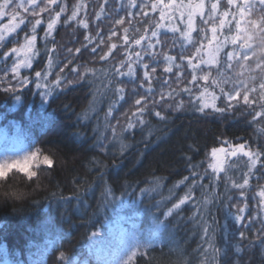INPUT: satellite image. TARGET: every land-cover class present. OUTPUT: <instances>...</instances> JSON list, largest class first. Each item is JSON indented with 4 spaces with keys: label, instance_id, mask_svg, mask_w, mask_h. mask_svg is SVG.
<instances>
[{
    "label": "trees",
    "instance_id": "1",
    "mask_svg": "<svg viewBox=\"0 0 264 264\" xmlns=\"http://www.w3.org/2000/svg\"><path fill=\"white\" fill-rule=\"evenodd\" d=\"M64 2L69 10L56 26L55 41H50V46H55L59 53L57 66L48 76L53 85L60 67L66 63L68 48L81 47V52L74 53L72 64L59 73L66 78L72 77L70 69L74 65L101 69L106 68L109 61L123 58L118 55L119 47L109 61L100 60L96 53L82 47L86 35L96 38L97 24L102 37H106L110 27H120L112 25L111 19L95 20L94 13L98 11L95 6L102 0H86L87 30L75 22L64 24L71 6L78 0ZM110 5L118 7V2L114 4L110 0ZM19 11L26 17V23L9 37L5 50L17 46L12 43L13 37H19L22 43L25 30L30 31L27 21L34 18L22 9ZM119 14L122 15L123 10ZM48 15L42 14L44 23L37 28L40 55L33 61L31 69L20 70L21 78H29L31 82L21 86L11 74L0 72L5 75L4 83L0 84V164L22 160L37 150L41 161L39 167L33 164L30 168L37 172L32 180L16 169L7 173V179L0 180V264H127L133 252L136 255L130 264H177V247L183 250L187 264H201L205 258L201 249L211 252L209 243L222 253L228 251L229 264L234 259L240 264H261L264 253L259 241L248 248V240H242L240 236L243 231L245 237L253 239L261 227L260 218L256 216L255 179L251 181L253 188L247 192L248 208L243 224L235 216L237 205L242 207L245 198L239 195V190L230 189L229 198L224 199L223 179L219 186L209 185L203 193L199 186L193 188V199L186 201L173 215L165 216L167 209L178 202L195 179L186 156L192 157V163L203 174L211 159V149L220 147L221 141L264 148V135L251 123L248 112L233 109L224 115L211 110H207L208 114L201 113L195 110V101L181 94L176 99H183V110L168 108L166 121L147 114L153 131L147 142L143 139L147 133L137 128L124 134L125 144L129 146L122 155L120 143H113L110 134L105 142L107 150L101 151L93 147L96 143L93 129L99 121L103 131L106 99L96 113L92 111V88L87 83L62 84L54 90H49L51 85L35 86V71H43L48 66L42 39ZM83 15L81 13V17ZM117 15L113 12L111 18ZM9 19L8 16L0 19V27L9 23ZM142 19L133 20L132 28L139 27ZM168 36L171 38L172 34L168 33ZM118 41L119 37L113 40ZM108 43L106 40L101 48H106ZM169 45L173 52L179 51V43L173 46L169 40ZM250 63L254 66V61ZM190 71L185 69V75ZM157 75L164 74L158 69ZM248 75L259 79L261 73L257 70ZM140 78L141 72L137 69L136 79ZM5 87L9 91H5ZM125 87V101H121L113 113V123L119 119L121 125L125 123L123 113L134 110L135 94L143 95V89L134 82L125 79ZM153 87L157 92L160 90L157 81H153ZM156 100V110L161 111L165 101L175 102L167 97L161 101L158 95ZM221 103L222 98L217 101L218 105ZM149 105L152 106L150 101ZM85 113L93 117L87 123L77 118ZM44 155L53 160L51 167L43 164ZM246 159L232 157L225 167L234 178H240L247 170ZM208 173L211 174V169ZM185 176L188 180L179 183ZM220 176L223 178L224 173ZM201 179L204 184L209 183L208 176L202 175ZM213 193L221 198H216ZM205 199L210 201L206 205L207 211L196 212L197 202ZM251 217L256 219L249 224L247 221ZM160 221L164 224L158 230L156 224ZM202 222L210 228L207 237L203 235ZM93 233L99 235L93 236ZM61 254L64 261L60 260ZM219 260L220 264H225L223 255ZM209 261L211 264V257Z\"/></svg>",
    "mask_w": 264,
    "mask_h": 264
},
{
    "label": "snow or ice",
    "instance_id": "2",
    "mask_svg": "<svg viewBox=\"0 0 264 264\" xmlns=\"http://www.w3.org/2000/svg\"><path fill=\"white\" fill-rule=\"evenodd\" d=\"M118 2V7L110 5V0H102L96 5L98 11L94 13L96 21L111 19L112 25L119 28L110 27L106 37L100 36V25H96V38L91 34L84 37L83 48L90 53H96L102 61H109L113 51L118 47V55L122 59L109 61L106 68L96 69L87 65H74L70 72L71 78L62 77L59 73L64 72V68L72 64L75 54L81 52V47L74 50L67 49L65 56L66 63L60 67L56 75L55 84L48 80L52 75V69L56 67V60L59 57L57 48L50 46V41H55L56 26L60 23L61 16L68 12L69 7L64 0H0V19L8 16L9 23L0 27V72L11 74L18 83L23 86L31 82L29 78H21V68L31 69L33 61L40 55L41 48L37 47V28L44 23L42 14L48 13L46 29L43 31V51L47 59V68L43 71H35L37 78L35 86L37 88L51 85V89L60 87L62 84L71 85L73 83L84 82L92 88V111L98 113L99 107L107 100L106 111L103 114V131L97 121V127L93 129L96 143L93 147H98L101 151H106V141L108 135L112 137V142H119L121 145L120 154L129 145L125 144V133H131L139 128L147 142L153 135L151 121L147 114L154 115L160 121L168 119L167 109L176 111L183 110V99H176L181 94L187 95L190 100L195 101V110L208 114L207 110L224 115L233 109L246 110L251 116V123L257 125V131L264 135V0H113ZM60 5L59 7H55ZM105 6H108L107 8ZM23 10L27 16L34 19L28 20L27 29L22 38L13 37V46L7 49L9 37L16 34L22 25L26 23V17L20 14ZM123 10V14L119 13ZM117 13L116 18H111V13ZM81 13L84 15L81 17ZM143 18L139 22V27L132 28V21ZM127 20V23H126ZM75 24L83 29H89L86 0H78L71 6L70 15H67L64 24ZM130 28L132 34L130 35ZM168 33L172 36L169 38ZM195 34V35H194ZM115 37H119L118 42H113ZM108 41L106 48H101ZM179 43V51L173 52L169 45ZM98 49H101L99 52ZM12 58L9 60V58ZM145 57H148L146 60ZM254 58H256L254 60ZM254 61V66L252 62ZM137 69L141 72V78L137 77ZM158 69L164 75H157ZM185 69L191 71L185 75ZM259 71V79L248 75L251 72ZM243 77H247L244 79ZM5 75H0V84L4 83ZM125 79L128 82L138 84L143 89V95L135 94L133 108L130 113H123L125 123L120 124L116 119L113 123V113L119 103L125 101L126 87ZM153 81H157L160 90L157 92L153 87ZM202 82V83H201ZM195 89V91H194ZM217 90L219 95L217 94ZM5 91H9L5 87ZM135 92V89H133ZM48 93L46 92L45 95ZM161 101L165 97L169 101L162 105L163 111L156 110L158 103L156 96ZM222 98V103L217 104ZM19 99V96H17ZM151 102V107L149 105ZM87 123L93 117L87 113L77 117ZM193 148V145H189ZM38 151L25 156L22 160L5 162L0 164V180L7 179V173L16 169L24 173L28 180L37 176V172L31 171L33 164L40 166ZM229 157H246V171L242 177L234 178L230 174L229 168L224 166L223 161ZM210 161L203 174L197 170V165L192 163V157L186 156L191 175L195 178L188 186V191L178 198L172 207L168 208L165 216L173 215L174 211L181 208L186 201L193 199L192 189L199 186L203 193L205 189L212 186H219L221 179L224 181V199L229 198L230 189L239 190V195L244 197L243 206L237 205L235 219L243 224L245 222L244 213L248 208L246 202L247 192L253 188L251 181L255 179L256 191L254 199L257 204L256 216L261 225L257 235L253 239L245 237L241 231L242 240H248L247 247L255 246L259 241V246L264 253V148H253L243 142L232 143L221 141L220 147H213L210 152ZM44 165L52 166L53 160L44 155L42 160ZM232 167V166H230ZM211 169V174L208 173ZM224 173L223 178L220 174ZM208 176L209 183L204 184L201 176ZM188 180L185 176L179 183L183 184ZM216 198H221L219 194L213 193ZM17 199L16 193H12ZM210 201H198L196 212H206V205ZM256 217L248 219L252 224ZM163 221L156 224L159 230ZM205 237L209 235L210 228L206 222L201 224ZM93 236L99 235L93 233ZM205 243H208L206 240ZM211 252L204 251V259L201 264H220L219 256L225 257V264H229L228 251L223 253L220 249L208 244ZM237 251H240L238 248ZM177 264H187L184 259L183 250L177 247ZM135 252L129 257L127 264H130ZM60 260L64 261L63 254ZM231 264H240L238 259L231 261ZM264 264V260L261 261Z\"/></svg>",
    "mask_w": 264,
    "mask_h": 264
},
{
    "label": "rangeland",
    "instance_id": "3",
    "mask_svg": "<svg viewBox=\"0 0 264 264\" xmlns=\"http://www.w3.org/2000/svg\"><path fill=\"white\" fill-rule=\"evenodd\" d=\"M230 158H232V157H229V158H227L226 160L223 161L224 166H225L226 162H228V160H229Z\"/></svg>",
    "mask_w": 264,
    "mask_h": 264
}]
</instances>
